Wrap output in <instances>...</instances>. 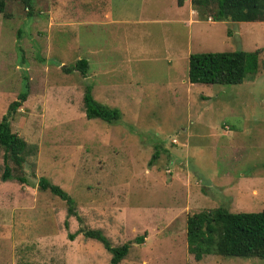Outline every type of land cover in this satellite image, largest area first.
I'll use <instances>...</instances> for the list:
<instances>
[{"label":"rangeland","instance_id":"rangeland-1","mask_svg":"<svg viewBox=\"0 0 264 264\" xmlns=\"http://www.w3.org/2000/svg\"><path fill=\"white\" fill-rule=\"evenodd\" d=\"M150 1L105 4L134 19ZM71 8L66 0H33L27 16L19 0H5L0 13V117L25 82L9 129L31 147L20 168L6 162V180L0 149V264H108L109 252L86 229L100 230L112 246L129 242L117 264H264L257 257L194 260L185 245L187 215L219 206L264 210V21L207 17L186 28L75 16L67 26ZM128 44L144 49L129 56ZM186 47L256 50L257 69L238 84L189 83L187 61L174 58ZM172 56L177 64L167 65ZM76 58L90 59V70L119 67L108 75L62 70ZM84 86L118 117H86ZM39 177L67 193L73 213L38 189Z\"/></svg>","mask_w":264,"mask_h":264},{"label":"trees","instance_id":"trees-1","mask_svg":"<svg viewBox=\"0 0 264 264\" xmlns=\"http://www.w3.org/2000/svg\"><path fill=\"white\" fill-rule=\"evenodd\" d=\"M19 1L26 15L30 16L33 0ZM190 4L200 20L209 17L212 21H264V0H190ZM4 6L5 0H0V13H4ZM256 53V50L247 52L239 49L189 53L187 81L202 84H238L246 74L256 71ZM62 70L66 73L77 70L84 76L87 62L84 58H78L72 65L63 67ZM26 88L24 82L16 98L8 103L0 117V149L4 164L2 180L10 176L6 162L10 161L14 168H20L25 156L31 151V147L9 129L12 115L25 100ZM82 107L84 115L88 118L110 121L118 117L115 109H110L92 98L89 86H84ZM18 180L24 181L19 176ZM37 187L63 200L67 206V213H73L71 198L58 185L39 177ZM80 231L84 236L98 241L109 252L108 264H117L127 253L129 242L112 246L98 229ZM142 237H135L134 242L140 243ZM185 245L194 260H199L204 255L264 258V210L229 211L219 206L187 215Z\"/></svg>","mask_w":264,"mask_h":264},{"label":"crops","instance_id":"crops-1","mask_svg":"<svg viewBox=\"0 0 264 264\" xmlns=\"http://www.w3.org/2000/svg\"><path fill=\"white\" fill-rule=\"evenodd\" d=\"M145 1V0H144ZM66 3L71 5V14H73V19H67L71 21L64 22L67 26H71L72 22L75 20V16H79L78 19H85L84 17L95 19L97 24L102 25V23L111 22L113 23V20L116 18V15L118 16L114 21L115 23L124 24L125 26H129L131 24H142L147 23L146 21L154 22H170L175 21L179 24H182L186 28H191L195 24H199L201 21L197 16L196 10L193 9L192 5L190 4V0H151L150 5L148 7V10L142 9L141 5L139 8V13L134 16L136 18L128 17L129 13H119L113 11V13H110L108 10L109 8L106 6V0H66ZM142 3V1H141ZM118 6H121V1L118 2ZM145 5V4H144ZM120 10V9H119ZM123 10V9H122ZM143 11V12H142ZM148 11V12H145ZM81 17V18H80ZM68 18H71L70 16ZM60 24V23H58ZM191 39V38H190ZM190 42V40H189ZM150 48L152 49V46L150 45ZM140 49H144L143 47L137 48L135 44H128L126 45V53L129 56H138V51ZM171 49V44L169 42L164 45L162 48L163 54L167 56V54L171 55L168 50ZM184 52L182 54L174 55V58L176 56H180L184 60L187 61V56L190 52L188 47L184 48ZM153 51V49H152ZM88 54L91 55L90 58L95 57V52L93 50H89ZM78 59V58H76ZM173 59V56L171 59L165 58V63L167 65L173 64L176 65L175 59ZM87 62V72L93 70L94 74L96 72H100L101 75H108L112 74L117 71V65L111 66L109 68H100L99 65H96L92 70H90V59H85ZM92 72V73H93ZM118 72L124 73L126 76L127 74L130 76L131 72L129 70L125 71V69L121 68L118 69ZM132 76V75H131ZM134 76H132L133 78ZM125 79V78H124ZM190 83V82H189Z\"/></svg>","mask_w":264,"mask_h":264}]
</instances>
